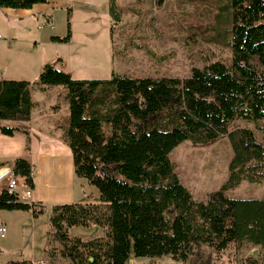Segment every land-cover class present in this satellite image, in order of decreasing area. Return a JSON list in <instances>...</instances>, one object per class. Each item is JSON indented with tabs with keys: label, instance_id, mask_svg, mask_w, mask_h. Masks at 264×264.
Returning <instances> with one entry per match:
<instances>
[{
	"label": "trees",
	"instance_id": "trees-1",
	"mask_svg": "<svg viewBox=\"0 0 264 264\" xmlns=\"http://www.w3.org/2000/svg\"><path fill=\"white\" fill-rule=\"evenodd\" d=\"M43 2L0 0V7L28 9ZM222 9L229 64L218 60L193 67L183 78L113 73L107 79H75L54 61L33 82L0 78V120L31 119L33 85L66 87L69 117L61 127L74 171L100 193L98 203L52 205L54 239L62 244L60 254L68 264H130L132 257L162 256L186 263L193 255L202 256L203 246L222 259L245 242L264 251V197L228 194L243 181H264V142L249 127H232L236 120L264 122V0H228ZM109 12L115 22L121 20L117 0H110ZM67 29L52 40H71V9ZM17 131L1 127L6 135ZM223 136L233 151L228 177L205 200H197L170 154L184 141L208 145ZM14 172L35 187L26 158L14 161ZM1 210L30 211L38 218L46 205L3 189ZM78 226L100 227L104 233L89 240L71 237L70 229Z\"/></svg>",
	"mask_w": 264,
	"mask_h": 264
},
{
	"label": "rangeland",
	"instance_id": "rangeland-1",
	"mask_svg": "<svg viewBox=\"0 0 264 264\" xmlns=\"http://www.w3.org/2000/svg\"><path fill=\"white\" fill-rule=\"evenodd\" d=\"M227 2L228 0H117L121 20L115 22L110 15L107 18L108 23L105 24L112 30L114 55L111 60V71L109 68L102 70L94 68L93 72L99 70V73L106 74L87 79H107L112 77L113 73L133 78L162 76L183 78L190 74L193 67H204L218 60L229 64L231 53L225 46L228 40L227 24L222 18V8ZM103 13V10L96 12L99 23L105 22ZM75 31L77 32V29ZM91 70L89 73H93ZM50 88L51 92L46 95L53 96L59 103L64 114L60 119V124L63 125L68 122L69 117L66 87L54 85ZM232 127H249L254 130L256 137L264 142V122L256 124L236 120ZM105 130L108 131L107 125ZM50 146L53 150L48 154L44 164L41 163L39 154L34 160L36 197L46 204L57 199L65 203L74 201L98 203L100 201L98 189L75 174L66 137L50 142ZM232 156L233 151L227 136L208 145H195L187 140L176 146L170 154L181 181L190 189L194 198L200 201L205 200L209 192L219 189L226 181ZM228 194L236 198H263L264 181L262 183L243 181L229 190ZM46 217L48 218V215ZM71 230V233L69 231L71 237H82L85 240L91 239L89 237L102 236L104 233L100 227L87 230L78 226ZM248 248L249 246L245 250ZM253 248L248 249V254L254 256L260 264H264V252ZM233 249L234 247H231L222 259H217L212 249L203 246L202 256L193 255L186 263L174 260L171 256L131 259L133 264H228L236 258L237 249ZM245 250L241 252L240 264H249V259L254 258L250 255L247 257ZM51 251L54 254L52 258L54 264H64V257L60 256V251L56 252L54 247ZM40 253L38 249L35 258H38Z\"/></svg>",
	"mask_w": 264,
	"mask_h": 264
},
{
	"label": "crops",
	"instance_id": "crops-1",
	"mask_svg": "<svg viewBox=\"0 0 264 264\" xmlns=\"http://www.w3.org/2000/svg\"><path fill=\"white\" fill-rule=\"evenodd\" d=\"M109 2L110 0H47L28 9L0 7V78L33 82L38 78L43 66L54 61L58 69L69 72L75 79L104 76L105 72L93 70L109 68L111 71V60L114 55L111 28L105 25L108 23L107 18L110 17ZM70 9L71 40L67 43L55 42L52 40L53 36L62 37L67 34ZM98 10L104 11L105 22L99 23L96 16ZM44 18L49 19L50 24L40 28ZM59 58L61 60H57ZM89 70L93 73H89ZM50 89V86H32L34 107L29 121L0 120V170L5 166L14 168L16 159L26 158L32 165L33 175L37 154L44 164L48 154L53 150L50 142L65 136L60 124L64 114L56 98L46 95L51 92ZM2 126L16 127L19 131L12 136L6 135L1 132ZM19 182L21 200L46 204L36 197L35 181L34 188L27 185L23 176H19ZM2 190L0 187V193ZM62 203L65 202L61 199L47 202V212L38 218L33 217L30 211L1 210L0 227H5L6 230L4 233L0 231V264L17 260H30L33 264L41 262L54 264L52 247L59 252L63 246L54 239L55 231L50 222L49 208L51 205ZM96 228L93 226L86 229ZM71 231L70 229V233ZM248 246V249L254 247L262 251L260 246L245 242L244 247L233 249H237L235 256L237 260L235 258L231 263H227L240 264L241 252ZM38 249L41 253L35 258ZM248 249L245 250L247 257L252 256L248 254ZM63 261L64 264L69 263L66 258H63Z\"/></svg>",
	"mask_w": 264,
	"mask_h": 264
},
{
	"label": "built area",
	"instance_id": "built-area-1",
	"mask_svg": "<svg viewBox=\"0 0 264 264\" xmlns=\"http://www.w3.org/2000/svg\"><path fill=\"white\" fill-rule=\"evenodd\" d=\"M50 24V20L47 18H44L41 21L40 28H43ZM19 175H17L14 172V168L10 166H5L1 168L0 170V187L2 189L8 191L9 193L13 194L16 193L19 195ZM6 230L5 227H0V231L4 233ZM40 264H45L44 262H41Z\"/></svg>",
	"mask_w": 264,
	"mask_h": 264
},
{
	"label": "water",
	"instance_id": "water-1",
	"mask_svg": "<svg viewBox=\"0 0 264 264\" xmlns=\"http://www.w3.org/2000/svg\"><path fill=\"white\" fill-rule=\"evenodd\" d=\"M130 264H133V260L132 259L130 260Z\"/></svg>",
	"mask_w": 264,
	"mask_h": 264
}]
</instances>
